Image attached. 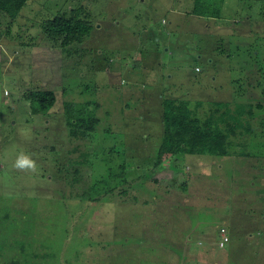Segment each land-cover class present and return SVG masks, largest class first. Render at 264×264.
Returning a JSON list of instances; mask_svg holds the SVG:
<instances>
[{"label": "rangeland", "instance_id": "374dc122", "mask_svg": "<svg viewBox=\"0 0 264 264\" xmlns=\"http://www.w3.org/2000/svg\"><path fill=\"white\" fill-rule=\"evenodd\" d=\"M14 1L0 0V264H264V0ZM78 7L90 30L52 38L48 20ZM43 87L55 102L34 112ZM163 98L201 117L244 102L236 152L155 163ZM65 101L93 127L70 133Z\"/></svg>", "mask_w": 264, "mask_h": 264}, {"label": "trees", "instance_id": "16d2710c", "mask_svg": "<svg viewBox=\"0 0 264 264\" xmlns=\"http://www.w3.org/2000/svg\"><path fill=\"white\" fill-rule=\"evenodd\" d=\"M75 11L69 16L60 14L48 20L44 26L52 38L56 39L63 33L62 43H72L75 39L81 40L90 30L88 20L80 17L81 9ZM29 97L33 111L38 113L48 111L56 99L54 90L48 87L33 89ZM70 102L65 101L66 111H69L67 124L73 127L69 129L70 133H85L93 127L96 118L86 114L83 109L85 104L75 106ZM162 109V136L155 163H160L166 154L178 152L214 155L236 152L232 149L234 141L231 136L240 133L247 119L244 102H237L235 107H231L227 100H212L210 111L204 117L199 116L196 107H190L187 100L163 98Z\"/></svg>", "mask_w": 264, "mask_h": 264}, {"label": "clouds", "instance_id": "9594fccd", "mask_svg": "<svg viewBox=\"0 0 264 264\" xmlns=\"http://www.w3.org/2000/svg\"><path fill=\"white\" fill-rule=\"evenodd\" d=\"M17 169L21 170H31L35 172L37 170V163L36 161L31 157V155L26 153H21L14 165Z\"/></svg>", "mask_w": 264, "mask_h": 264}, {"label": "built area", "instance_id": "2783aa9c", "mask_svg": "<svg viewBox=\"0 0 264 264\" xmlns=\"http://www.w3.org/2000/svg\"><path fill=\"white\" fill-rule=\"evenodd\" d=\"M221 234H222V238L220 239V242L222 245L225 244V242L228 240L229 236L228 234L226 233L225 231V228L224 227H221Z\"/></svg>", "mask_w": 264, "mask_h": 264}, {"label": "crops", "instance_id": "0c3cea01", "mask_svg": "<svg viewBox=\"0 0 264 264\" xmlns=\"http://www.w3.org/2000/svg\"><path fill=\"white\" fill-rule=\"evenodd\" d=\"M14 1V0H13ZM14 2H16V4H18V3H20V2H22L21 0L20 1H18V0H15ZM18 6V5H17ZM15 8H17V7H15ZM194 10H195V8L194 7H192ZM18 9V8H17ZM191 9V8H190ZM204 12L203 13H208L209 12V10H206V9H204L203 10Z\"/></svg>", "mask_w": 264, "mask_h": 264}]
</instances>
